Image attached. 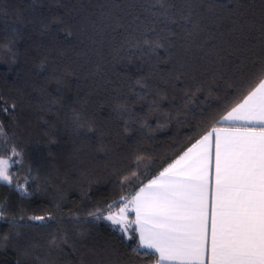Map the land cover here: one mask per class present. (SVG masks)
<instances>
[{"label":"trees","instance_id":"1","mask_svg":"<svg viewBox=\"0 0 264 264\" xmlns=\"http://www.w3.org/2000/svg\"><path fill=\"white\" fill-rule=\"evenodd\" d=\"M0 8L8 109L0 156L11 144L23 153L9 170L13 185L0 184V264H156L137 249L133 211L131 239L89 213L118 212L121 197L241 102L264 57V0H0ZM75 114L95 130H78ZM25 178L31 195L15 188Z\"/></svg>","mask_w":264,"mask_h":264},{"label":"snow or ice","instance_id":"2","mask_svg":"<svg viewBox=\"0 0 264 264\" xmlns=\"http://www.w3.org/2000/svg\"><path fill=\"white\" fill-rule=\"evenodd\" d=\"M52 23L62 21L53 18ZM4 103L0 98V106ZM73 121L78 130H95L91 124L82 123L79 114ZM221 123L228 127L212 126L158 176L139 187L131 199L121 197L119 202L127 203L119 209L120 218L111 211L89 216L121 225L120 230L127 236L124 217L131 205L138 225L137 249H145L143 255L155 257L156 264H264V57L244 80L241 102L216 121ZM5 136L0 124V142ZM8 151L9 156H0V184L11 186L9 170L22 161L23 153L15 144ZM141 159L137 157L138 162ZM27 183L25 178L15 188L31 195ZM2 219L4 209L0 206ZM30 219L44 222L55 218L49 215ZM59 243L67 244L68 240L62 236ZM59 243L52 241L57 247Z\"/></svg>","mask_w":264,"mask_h":264},{"label":"rangeland","instance_id":"3","mask_svg":"<svg viewBox=\"0 0 264 264\" xmlns=\"http://www.w3.org/2000/svg\"><path fill=\"white\" fill-rule=\"evenodd\" d=\"M126 203H127V202H126ZM131 211H132V209H131V205H129L128 211L126 212L125 217H124V220H125V222H126V224H125L126 227L128 226V224H129V222H130V219H129V217H128V214H129V212H131ZM113 214L116 216V218H120V216H119V211H118V212H114ZM117 226L119 227V229H121V225L117 224Z\"/></svg>","mask_w":264,"mask_h":264},{"label":"crops","instance_id":"4","mask_svg":"<svg viewBox=\"0 0 264 264\" xmlns=\"http://www.w3.org/2000/svg\"><path fill=\"white\" fill-rule=\"evenodd\" d=\"M226 115H227V114H226ZM217 127H228V124H227V123H222L221 125H219V126H217ZM182 154H183V153H182ZM182 154H181V155H182ZM178 158H179V157H177L176 159H178ZM176 159H175V160H176ZM175 160H174V161H175ZM174 161H173V162H174ZM173 162H171V163H173ZM158 175H159V174H158ZM158 175H157V176H158ZM154 178H155V177H154ZM154 178H153V179H154ZM131 209H132V207H131ZM132 211H133V210H132ZM133 214H134V224H135V226H136V230H137L138 225L135 223V220H136V214H135L134 211H133ZM137 233H138V232H137ZM138 235H139V234H138Z\"/></svg>","mask_w":264,"mask_h":264}]
</instances>
